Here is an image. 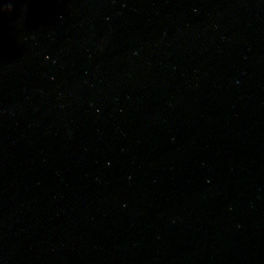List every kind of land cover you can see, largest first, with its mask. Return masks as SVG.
I'll return each instance as SVG.
<instances>
[{"label":"water","instance_id":"1","mask_svg":"<svg viewBox=\"0 0 264 264\" xmlns=\"http://www.w3.org/2000/svg\"><path fill=\"white\" fill-rule=\"evenodd\" d=\"M0 264H264V0H0Z\"/></svg>","mask_w":264,"mask_h":264},{"label":"clouds","instance_id":"2","mask_svg":"<svg viewBox=\"0 0 264 264\" xmlns=\"http://www.w3.org/2000/svg\"><path fill=\"white\" fill-rule=\"evenodd\" d=\"M3 11L5 12H11L12 11V5L11 4H8L4 9Z\"/></svg>","mask_w":264,"mask_h":264}]
</instances>
